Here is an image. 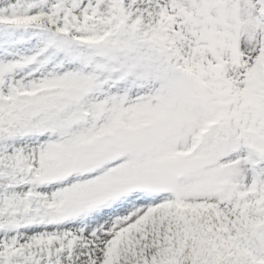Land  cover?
I'll return each instance as SVG.
<instances>
[{"label": "snow or ice", "instance_id": "1", "mask_svg": "<svg viewBox=\"0 0 264 264\" xmlns=\"http://www.w3.org/2000/svg\"><path fill=\"white\" fill-rule=\"evenodd\" d=\"M0 264H264V0H0Z\"/></svg>", "mask_w": 264, "mask_h": 264}]
</instances>
